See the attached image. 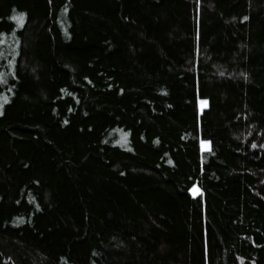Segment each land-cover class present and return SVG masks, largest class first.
I'll list each match as a JSON object with an SVG mask.
<instances>
[{
    "label": "trees",
    "instance_id": "1",
    "mask_svg": "<svg viewBox=\"0 0 264 264\" xmlns=\"http://www.w3.org/2000/svg\"><path fill=\"white\" fill-rule=\"evenodd\" d=\"M0 264H264V0H0Z\"/></svg>",
    "mask_w": 264,
    "mask_h": 264
},
{
    "label": "rangeland",
    "instance_id": "2",
    "mask_svg": "<svg viewBox=\"0 0 264 264\" xmlns=\"http://www.w3.org/2000/svg\"><path fill=\"white\" fill-rule=\"evenodd\" d=\"M206 106V101L205 100H198V107L201 109V108H203V107H205ZM200 147L202 148V149H206V148H208L209 147V143L207 142V141H201L200 142ZM198 190V187L197 186H193L192 188H191V193L193 194V195H197L198 193H199V190Z\"/></svg>",
    "mask_w": 264,
    "mask_h": 264
},
{
    "label": "snow or ice",
    "instance_id": "3",
    "mask_svg": "<svg viewBox=\"0 0 264 264\" xmlns=\"http://www.w3.org/2000/svg\"><path fill=\"white\" fill-rule=\"evenodd\" d=\"M198 191V190H197Z\"/></svg>",
    "mask_w": 264,
    "mask_h": 264
}]
</instances>
